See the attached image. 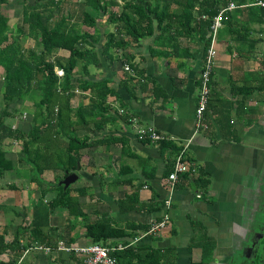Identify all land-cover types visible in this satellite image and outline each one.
<instances>
[{"label":"crops","instance_id":"1","mask_svg":"<svg viewBox=\"0 0 264 264\" xmlns=\"http://www.w3.org/2000/svg\"><path fill=\"white\" fill-rule=\"evenodd\" d=\"M202 1L204 5L209 3V0ZM222 1L217 0L220 7L227 5L229 1L237 4L244 2L226 0L223 4ZM180 5L182 9L189 4L183 0ZM173 29L167 36L175 34L176 30ZM157 33L158 31L140 40L125 37V48L116 52L119 57L113 62L104 57L105 63L98 66V75L108 78L107 85L117 90V94L106 97V102L115 110L126 109L134 115L126 121L123 115L111 112V115H102V118L97 116V122L90 115H86L90 118L88 125L77 126L76 135L87 138L89 145L81 148L77 169L68 172L77 175L68 186L72 189L71 196L81 203L84 214L71 215L69 209L60 204L50 206L48 215H41L37 209L40 200L30 205V198L37 199L41 194L46 195L44 201H48L47 198L50 201L62 187H68L61 182L68 173L59 168L45 170L42 173L43 183H36L32 180L34 171L31 170V165L18 160L20 141L9 137L2 142L4 158L11 163V168L4 170L0 176V207L4 209L10 205V197L5 195H10L7 193L6 184L18 189V193L25 192L24 199L29 203L27 206L30 209L28 214L39 217V221L44 224L42 230L55 239L57 245L59 239L65 242L67 223H70V227L68 235L65 236L72 237L74 241L66 244L83 245L91 242V238L85 235V223L102 214L121 226L129 221L151 224L167 215L166 226L157 234L139 231L134 237L127 238V242H123L124 238L111 239L110 242L115 243L114 245L123 244L125 247L135 244L150 245L165 251L167 248H175L177 258L174 264H191L201 260L202 247L199 244L188 248L195 234L190 221L192 219L201 222L206 227L207 234L216 239L213 259L209 264H252L247 255L249 248L255 241H264V219L257 218L263 210L261 207L264 197V8L253 5L238 6L227 12V18L218 29L211 79L212 91L222 99L231 98L234 108L229 122L222 120L218 113L209 116L208 120L214 127L213 132L199 130L195 115L200 93L197 81L202 67L205 38L197 30L190 34L183 32L176 36L175 55L165 58L150 53L151 46L159 48L154 39ZM209 34L210 31L206 37ZM172 48L169 44L166 47L167 50ZM127 54L131 56L132 62L144 68L145 75L156 81L152 84L136 77L129 82L135 87L134 95H130L125 86L120 84V79L124 76L121 61L128 62ZM93 66L95 70L97 67ZM87 68L91 74L90 65ZM141 82L144 90L141 89ZM244 83L246 86L242 87ZM158 86L166 92L167 97L152 96V90L159 92ZM247 88L248 91H244ZM81 94L80 98L78 95L73 96L72 105L87 101L84 96L90 93L81 91ZM2 103L4 109L6 102L3 96ZM217 103L218 108L223 110L220 101L217 100ZM33 117L34 115H28L26 121L15 123V120L12 122V115H9L5 122L28 132L33 125ZM71 118L77 120L75 115ZM217 119L222 121L224 132L229 138H222ZM142 127H152L194 156L212 179L206 194L191 191L187 186L170 188V182L163 175L165 158L161 156L157 145L145 143L138 137L137 130ZM112 134L123 136V139L110 143H93L98 138ZM61 138L66 139L64 135ZM164 154L170 159L174 157L168 150ZM152 167L154 175L151 177L149 173ZM28 172H32L31 183H24V188L20 184L13 185L16 179L22 180L20 176ZM119 179L125 182H119ZM48 187L52 188L47 189ZM134 192L143 200L156 197L168 200L170 204L153 212L136 209L121 211L117 201ZM205 197H211L213 201L209 202ZM253 207L254 213L246 212ZM6 210H0V222L11 216L13 210ZM14 214L15 209L13 216ZM31 228L32 226L29 230ZM144 234L150 236L145 238ZM28 235L29 232L23 234L22 231V234L16 233L15 237L24 236L27 239ZM19 241L24 243L22 238ZM36 243L40 244L37 240L31 246ZM77 256L74 252L56 248L50 251L29 249L16 258L11 248L1 254V258L6 261L9 258L12 261L15 259L12 264H78L80 256Z\"/></svg>","mask_w":264,"mask_h":264},{"label":"trees","instance_id":"2","mask_svg":"<svg viewBox=\"0 0 264 264\" xmlns=\"http://www.w3.org/2000/svg\"><path fill=\"white\" fill-rule=\"evenodd\" d=\"M188 1L187 6H183L180 12L170 13L167 11L169 2L178 4L183 0H166L160 5L158 0H124L122 10L116 12L115 0H80L84 8L82 9V23L86 26L76 29L73 24L69 23L70 17L67 14H61L56 21L50 24L48 21L52 19L49 12L46 21L43 20V11L49 9V5H57L58 0H48L44 3L42 10L35 4H31L30 0H21L22 3V20L27 26V35L32 39H37L41 45L39 50L32 47L24 48L18 40V35L13 40L2 44L7 39L6 29L8 18L3 13L2 8L8 4L9 0H0V67L3 68V92L2 96L5 100L4 114L8 107V102L12 99H21L34 90L40 91V98L35 103V113L33 117V125L28 132H23L17 127H12L5 122V118L9 115H1L0 117V176L4 170L11 168V163L4 158L2 142L5 138H13L20 141L21 151L24 154L25 161L31 165L34 171L32 180L38 184L43 183L42 173L45 170L62 169L65 173L74 171L78 167L80 161L81 148L89 145L87 138H81L76 135L77 126H87L90 115L92 120L97 122L98 117L102 115H111L116 112L123 115L126 121H129L133 113L123 109L119 110L106 102V97L111 94H117V90L107 85L109 79L106 77L89 78L88 64L89 61L96 67L100 65V55L94 47L93 43L100 40L99 32L93 34L87 27H95L97 25V17H101V13L107 17V21L114 25V30L106 33L105 42L102 45V53L109 62L117 57L118 49L123 50L126 45L125 37H132L140 40L145 36L155 35V43L159 46L150 47V53L154 56L161 55L165 58L175 55L176 36L182 33L190 34L197 30L201 32V37L205 38V49L202 58L206 56V49L210 43L211 34L206 37L208 31H211L212 17L218 12L220 6L217 0H209L204 5L202 0H185ZM223 4L226 0L222 1ZM110 6V8H108ZM89 7L96 12L91 14L85 9ZM128 9L132 13H128ZM196 10V14L193 10ZM206 15V17H203ZM183 18V20H182ZM174 28V29H173ZM184 28V29H183ZM173 30L175 34L167 36ZM23 31L21 30V33ZM20 33V34H21ZM118 36H122L118 38ZM172 46L171 50L166 47ZM114 48L116 51H112ZM65 49L68 51L66 57L57 56L56 50ZM130 70H124V76L120 79V84L125 86L130 95H134L135 87L129 82L139 77L144 82L155 84V80L145 75V70L139 67L131 60V56H126ZM81 63V73L77 71V67ZM123 64L124 62L121 61ZM56 67L63 71L59 75ZM212 70L209 73V99L203 112L201 124L198 125L199 130L213 132L214 127L208 120L210 115L218 113L222 120L229 122L231 112L234 108V102L231 98H221L215 95L211 86ZM200 88L201 77L197 81ZM141 82V89L144 90ZM75 86L81 88L84 93L88 92L84 98L87 101L81 102L79 105H72L71 99L75 96ZM246 86L245 83L242 87ZM159 92L152 90V96L162 95L167 97L166 92L157 87ZM251 90V89H250ZM249 90V91H250ZM244 91H248L244 90ZM234 93V91H232ZM236 94V93H235ZM223 106V110L218 108V103ZM216 101V102H215ZM75 115L77 120L71 117ZM98 116V117H97ZM220 127L223 139L229 138L224 132L222 121L216 120ZM159 132V131H157ZM229 134V132H228ZM61 135L66 137L65 140ZM123 139L119 135H107L93 141L94 144L117 142ZM145 143H153L159 147L161 156L165 158L164 177L168 178L169 173L173 169L176 156L182 151L174 140L164 135L158 140H150L147 136L140 137ZM165 150H168L174 157L172 159L165 157ZM148 159V157H146ZM182 160L188 164V170L178 174V180L174 185V189L186 187L191 191L206 194L212 179L209 174L194 156L185 151L182 154ZM153 167L149 176H153ZM125 182V180H118ZM52 187H48L50 189ZM72 189L68 186L61 190L49 201L50 206L65 205L69 209L71 215H83L81 203L77 198L71 196ZM212 202L211 197H205ZM121 211L136 209L138 211L153 212L161 210L165 206V201L153 197L143 200L137 196V193L127 194L125 198L117 201ZM195 234L189 242L188 248L193 245L202 247V257L198 262L191 264H209L213 259L216 248V239L207 234L206 227L199 221L190 219ZM32 228L29 232L27 243H21L16 236L11 242H5L0 238V264H7L8 261L1 258V254L7 249L14 250V257H19L25 251L27 246H31L33 242L39 241L41 244L48 246H56L57 241L48 236L42 227L44 224L39 221V217L33 216ZM150 223H141L129 221L124 226L118 225L116 221L105 214L85 223V235L91 238V242H97L104 245H111V239L124 238L123 242H127V238H132L137 232H146L150 228ZM70 223L65 225V243L73 242L72 237H67ZM27 233V232H24ZM150 235H145L148 237ZM172 249V251H171ZM170 251V252H169ZM117 257V263L126 264H174L177 258L175 248L158 249L150 245H130L123 250L114 252ZM171 255V256H170ZM15 259L11 262L13 263Z\"/></svg>","mask_w":264,"mask_h":264},{"label":"rangeland","instance_id":"3","mask_svg":"<svg viewBox=\"0 0 264 264\" xmlns=\"http://www.w3.org/2000/svg\"><path fill=\"white\" fill-rule=\"evenodd\" d=\"M115 1L117 3L116 12L119 13L123 8L124 0H115ZM158 1H159L160 5H162L164 0H158ZM166 1L168 2L169 0H166ZM46 2H48V0H30L31 4L37 5L41 10L43 8L44 3H46ZM153 2H154V0H153ZM83 8H84V6L82 5V2H80V0H58L57 5H55V6L49 5V9L46 11L45 10L43 11V20L46 21L47 16L49 15V12L52 15L51 16L52 19H50L48 21L50 24H52L53 21H56L61 14H67L70 17L69 23L73 24V26L76 29H80V28L86 27L82 23V18H83L82 9ZM108 8H110V6ZM85 9L87 11H89L91 14L97 16L96 12L93 9H91L89 7H85ZM2 11L8 18V25H7V29H6L7 39L4 40L2 42V44L13 40L18 35H21L18 40L20 41L21 45L24 48L32 47L36 50H39L41 47V45L39 44V41L37 39L30 38L26 33L27 26L25 23H23V20H22V3H21V0H9L8 4H6V6L2 8ZM167 11L170 13H174V12L178 13L181 11V5L178 3H175V2H169ZM128 13H132V10L128 9ZM193 13L196 14V10L193 11ZM100 15H101V17H97V25L95 27H92V26L87 27V29L93 34H95L97 31V32H99V35H101L100 40H98V42L92 44V47H94V49L100 55L102 54L100 56V66H101L106 61V59L104 58L105 56L102 53V45L105 42V38H106L105 35L109 31L114 30V25L108 23V21L106 20L107 17H106V15H104L103 12ZM21 30L23 31L22 33H21ZM178 46H180V43ZM111 50L113 51L114 48H112ZM114 51H116V49ZM55 54L57 56L66 57L68 54V51L65 49H59V50L55 51ZM214 59H215V57L212 59V62H211L212 69L214 67ZM89 63L90 64H88V65H90V71L92 73L91 74L89 73L88 76H91L92 78L100 77V75H98V73H97V70L99 67H97L94 70V68H93L94 66L91 63V61H89ZM80 64L81 63L79 62V65L77 67V71H79L81 73V65ZM206 64L207 63L205 61V58H203L202 67H201L200 73H199L200 75H201L202 69L204 68V65H206ZM58 69L59 68L56 67V71ZM57 73H59V70L57 71ZM3 74H4L3 68L0 67V115H12V117L14 118V119H12V122H13V120H15V123L18 121H21V120L26 121V118L28 117V115H36L37 113H35V103L39 100L40 94H41L39 90H34L21 99L10 100L8 102L9 103L8 107L6 108V112L4 114L3 103H2ZM75 87H76L74 89L75 95H78L80 98V95H82L81 90H80L81 88H79L78 86H75ZM18 154L21 157V158L18 157L19 162L25 161L23 152L20 151V152H18ZM25 162L27 163V161H25ZM31 174H32V172L31 173L28 172V173H26V175H23V176L21 175L20 178L22 180L19 181V179H16L13 185L18 186L20 184V185H22V188H24V185H23L24 183H26V182L31 183L30 182V180H31L30 175ZM6 190H7V193L10 194V195L5 194V195H7V197H10V202H9L10 205H7L8 207H6V208L4 207V209L2 207H0V210L5 211L7 209L6 212H9L10 209L13 211L15 209L16 214H14V216H13V211H12L10 213L11 216L5 217L3 219V221L0 222V238H1V240H4V241L5 240L10 241V240L14 239L13 237H15L16 233L22 234V231H23V234H25L24 232L28 233V231H30L29 227H31V225H32L31 220H32L33 216L28 214V211H30V209L28 208L27 205L29 203H30V205L31 204L34 205L36 200H40L39 201V208H37V209H39V212L41 213V215H46V214L48 215L49 214L48 208L50 207V205L48 203L49 198L46 197L48 199V201L47 200L44 201V199H43L46 195L42 196L39 193L40 196H38L37 199L35 197L33 199L30 198V202L27 203L26 202L27 200L24 199V197L26 196L24 194L25 192L18 193L17 192L18 189H15V187H13V186L11 187L9 184H6ZM17 195H19V196H17ZM256 206L257 205H255V207ZM259 207L260 206L258 205V208ZM261 209H263V210H261L259 212V216L257 218L264 219V197H263V204H262ZM256 210H257V208H255V211ZM249 211H250V213H254L253 212L254 207L248 209V211L246 210V212H248V213H249ZM255 218H256V216L254 217V219ZM17 229H20V231H18ZM19 238H22L24 243H27V239H25L24 236H19L18 239ZM58 242L59 243H65L64 240H62V239H59ZM71 256L75 257V255H73V254ZM3 257L6 258L5 255H3ZM59 259L64 260V259H66V257L64 259H62V258H59ZM7 261H8V264H12L11 263L12 258L7 259ZM80 261H81V259L79 257L78 258V264H80Z\"/></svg>","mask_w":264,"mask_h":264},{"label":"built area","instance_id":"4","mask_svg":"<svg viewBox=\"0 0 264 264\" xmlns=\"http://www.w3.org/2000/svg\"><path fill=\"white\" fill-rule=\"evenodd\" d=\"M259 6L264 8V0H244L241 4H237L234 1H229L227 5H224L219 8L218 12L212 17V24H211V38L210 43L206 49V56L205 61L206 65L201 72V86H200V93L198 102L195 108V115L198 125L201 124L203 112L206 108L207 101L209 99V73L212 70L211 62L212 59L216 55V47L215 41L217 37V32L219 27L222 24V21L227 18V12L231 11L232 9L238 6ZM206 17V15H203ZM123 68L125 70H130V67L127 63L123 64ZM59 70V75L63 74L61 69ZM57 70V71H58ZM120 113L123 112V109L119 110ZM138 137L147 136L150 140H158L164 137V134L157 132V130L153 129L152 127H142L138 128L137 130ZM184 150H182L175 158L173 169L168 175V181L170 182V188L174 189V185L178 180V174L188 170V164L182 160V154ZM200 196V195H198ZM169 201H165V205L169 206ZM168 222V216L164 215L160 220H156L151 223L150 228L145 232V234H157L161 229H163ZM144 234V235H145ZM63 250L66 252H74L78 256H80V264H117V257L114 255V252L117 250H122L125 248L123 244H116V245H104L97 242H89L83 245H71L66 243H58L57 246H48L42 244H34L31 247H27L24 251L27 252L29 249H36V250H44L50 251L53 249Z\"/></svg>","mask_w":264,"mask_h":264},{"label":"flooded vegetation","instance_id":"5","mask_svg":"<svg viewBox=\"0 0 264 264\" xmlns=\"http://www.w3.org/2000/svg\"><path fill=\"white\" fill-rule=\"evenodd\" d=\"M254 242V245L249 248L247 255L248 260L252 264H264V241L262 243Z\"/></svg>","mask_w":264,"mask_h":264},{"label":"water","instance_id":"6","mask_svg":"<svg viewBox=\"0 0 264 264\" xmlns=\"http://www.w3.org/2000/svg\"><path fill=\"white\" fill-rule=\"evenodd\" d=\"M77 178L75 173H68L65 178L62 179V183L64 186H68L71 182H73Z\"/></svg>","mask_w":264,"mask_h":264}]
</instances>
